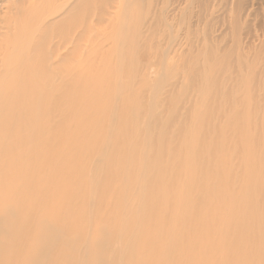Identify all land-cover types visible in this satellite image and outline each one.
I'll return each instance as SVG.
<instances>
[{"label":"bare ground","instance_id":"bare-ground-1","mask_svg":"<svg viewBox=\"0 0 264 264\" xmlns=\"http://www.w3.org/2000/svg\"><path fill=\"white\" fill-rule=\"evenodd\" d=\"M145 4L0 0V264H264V46L237 13L189 58Z\"/></svg>","mask_w":264,"mask_h":264},{"label":"rangeland","instance_id":"rangeland-1","mask_svg":"<svg viewBox=\"0 0 264 264\" xmlns=\"http://www.w3.org/2000/svg\"><path fill=\"white\" fill-rule=\"evenodd\" d=\"M147 1L148 0H146L145 7L149 10V2H154L155 0L148 1V5ZM118 2H120V0H118ZM152 4L154 5L150 10H155L157 14L160 12L159 14H162V17L159 16V19L160 17L161 19L163 18V20L167 19L164 26L168 24L167 28L158 27L159 31L157 30L158 33L156 32V34H159V37L164 34V38L162 37L163 42L166 41L167 43L169 41L170 43L172 42V45L174 43L175 49L179 48L177 51L180 53L184 52L185 55L190 54L189 58H192V56L197 57L199 51H201L203 44L205 43L204 41H206L207 35H210L211 39L214 38V45L218 47L217 49L219 52H224L223 50L226 48L227 50H225V52L231 49L230 46L232 47L237 42L235 39L237 34L236 32L234 33L236 30V28H234V17L237 16V13H240V27L243 28L242 35L246 37L245 41L248 39V43L252 44L253 47L257 46L258 48H262L264 46V0H156ZM238 4H240V10L237 8ZM248 12L250 16L248 15ZM247 16H249V18ZM171 27L172 29H170ZM167 30L170 31L171 34H168ZM107 31H109L108 24L96 26L94 32L88 39L90 44L93 45V43L95 44L98 42ZM156 37H158V35H155V40H158L159 37L158 39ZM216 38H218V42L215 41ZM180 62L177 58H175L174 63L176 64L177 69L173 71L172 75L176 73L175 76L177 77H179L180 72L183 70L184 64H178ZM187 66L189 67L188 63ZM255 67L256 82L252 85V87L254 88L256 95L262 96L264 95V60L261 58L256 59ZM202 69H204V64L202 65ZM199 70H201V68ZM210 72L212 76L209 74L207 69L206 73L203 71L204 76L202 75V78L204 77L206 80H209L210 78L212 79L213 77L215 78L219 75L217 72ZM205 74H208L210 77ZM192 78L193 77H191V79ZM186 85V87H190L192 84L187 83ZM246 87H242L239 93L234 91L233 97L241 96L243 93L247 92L249 87ZM232 88V84H226L221 92L233 91ZM259 100L261 101V99Z\"/></svg>","mask_w":264,"mask_h":264}]
</instances>
